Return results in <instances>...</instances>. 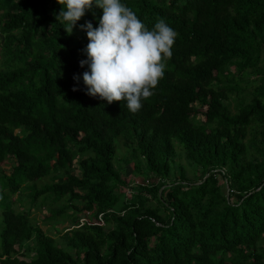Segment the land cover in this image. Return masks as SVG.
Wrapping results in <instances>:
<instances>
[{
  "label": "trees",
  "instance_id": "trees-1",
  "mask_svg": "<svg viewBox=\"0 0 264 264\" xmlns=\"http://www.w3.org/2000/svg\"><path fill=\"white\" fill-rule=\"evenodd\" d=\"M122 2L177 33L135 114L83 84L102 10L0 0V264H264V0Z\"/></svg>",
  "mask_w": 264,
  "mask_h": 264
},
{
  "label": "clouds",
  "instance_id": "clouds-1",
  "mask_svg": "<svg viewBox=\"0 0 264 264\" xmlns=\"http://www.w3.org/2000/svg\"><path fill=\"white\" fill-rule=\"evenodd\" d=\"M62 6L58 22L71 35L77 22L91 11L102 10L98 26L91 21L80 25L86 31L88 43L82 50L87 65L82 74L88 95L124 102L135 114L142 102L154 95V89L164 77L166 61L172 57L176 31L164 19L149 29L122 0H57ZM79 82L80 77L74 76ZM73 90H77L74 86Z\"/></svg>",
  "mask_w": 264,
  "mask_h": 264
},
{
  "label": "rangeland",
  "instance_id": "rangeland-1",
  "mask_svg": "<svg viewBox=\"0 0 264 264\" xmlns=\"http://www.w3.org/2000/svg\"><path fill=\"white\" fill-rule=\"evenodd\" d=\"M232 70H234V69H232ZM232 106H231V108H232V110L234 111V104L232 103L231 104ZM206 111V107L205 108H200V114L198 115V117H197V119H199L200 121H204L205 120V117H204V115H203V113ZM16 132H19V130H17ZM119 155H121V152H119ZM74 166H76L75 165V161H74ZM3 168H4V170H6L7 172H9V166H3ZM125 171H126V174H124L125 175V177H126V180H130V179H132V176L133 175H131L130 173H131V169H130V167H128L127 169H125ZM75 174L76 175H78V172H77V170L75 171ZM144 182V179H143V177H139V178H136L135 179V183H143ZM145 183H146V181H145ZM127 197L129 198L130 197V194L128 193L127 194ZM43 210H40V211H32L33 212V216H36V218L38 219L37 221H39V225H41V227H42V229H43V231H46L47 232V230L49 229V227H47V226H44L42 223H41V220H40V216L42 215V214H46L47 213V211L45 210V208H42ZM81 216H83V215H81ZM87 215H85V216H83L82 217V220L80 219V221H82V223H84V222H86L87 221ZM101 224H102V222H101ZM71 226V224L68 222V223H65V224H62V225H57V228L59 229V230H61V229H63V228H65V227H70ZM53 234H55L56 232L55 231H53L52 232ZM20 257V256H19ZM21 258V257H20Z\"/></svg>",
  "mask_w": 264,
  "mask_h": 264
},
{
  "label": "built area",
  "instance_id": "built-area-1",
  "mask_svg": "<svg viewBox=\"0 0 264 264\" xmlns=\"http://www.w3.org/2000/svg\"><path fill=\"white\" fill-rule=\"evenodd\" d=\"M87 222V221H86ZM81 223H82V221H81ZM83 224V223H82Z\"/></svg>",
  "mask_w": 264,
  "mask_h": 264
}]
</instances>
